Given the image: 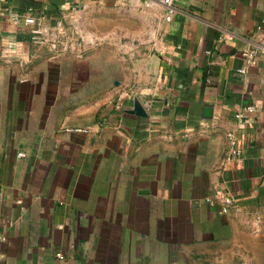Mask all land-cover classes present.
<instances>
[{
  "label": "crops",
  "instance_id": "1",
  "mask_svg": "<svg viewBox=\"0 0 264 264\" xmlns=\"http://www.w3.org/2000/svg\"><path fill=\"white\" fill-rule=\"evenodd\" d=\"M146 1L0 0V264H204L264 208V0H173L171 19ZM93 2L157 43L132 98L116 32H89L85 51L32 38ZM252 102L232 156L227 130ZM220 191L227 213L206 199Z\"/></svg>",
  "mask_w": 264,
  "mask_h": 264
},
{
  "label": "rangeland",
  "instance_id": "2",
  "mask_svg": "<svg viewBox=\"0 0 264 264\" xmlns=\"http://www.w3.org/2000/svg\"><path fill=\"white\" fill-rule=\"evenodd\" d=\"M124 19H127V15H124V12L119 8L105 9L102 4L93 2L68 17V22H66L57 46H53L49 39L41 44L50 50L80 49L85 51L91 47L95 40L89 32L102 33V31L108 30L116 32L114 36L108 38V41H110L112 49L126 47L127 69L132 72V83L127 91L132 98L136 93L134 85L140 81L139 69L135 68L139 64V59L142 58L144 61L147 57V70L150 71L152 61L148 56L157 52L158 48L156 42L133 39L130 35L133 33L134 26L130 22H126L127 25H125V22H122ZM111 21L115 24L110 26ZM120 29L121 32H119ZM149 29H147L148 36ZM124 33L127 35L125 36ZM65 45H67L66 48ZM201 259L204 264H264V208L250 211L248 221L246 219L243 221L236 235L228 241L209 246L201 255Z\"/></svg>",
  "mask_w": 264,
  "mask_h": 264
},
{
  "label": "built area",
  "instance_id": "3",
  "mask_svg": "<svg viewBox=\"0 0 264 264\" xmlns=\"http://www.w3.org/2000/svg\"><path fill=\"white\" fill-rule=\"evenodd\" d=\"M153 2L151 0H147V5H152ZM157 3H162L165 6V17L167 19H171L172 15L174 14L176 7L173 3V0H157ZM33 9H29L28 13L33 14ZM39 21L43 18V14L40 13L39 16L36 17ZM30 23V22H28ZM32 38L38 43H44L46 40H50L53 46H57L60 42L61 35L64 32V24L63 21H59L56 26L53 27V30H44L42 26H38L33 28L32 30ZM62 41V40H61ZM67 45L64 47L66 48ZM261 48H252V49H245L243 50V54L247 56V64L241 66L237 69L238 72H246L249 66L254 65L257 63V56L256 52L260 51ZM121 101L118 103V107H122ZM256 103H247L246 105L242 106L241 108L237 109L234 112L235 118V125L230 127L227 130V137L229 140V152L232 156L240 155L242 152V147L240 144V132L244 128L246 120L248 118L249 112L255 111ZM76 130H81L87 132L89 127H76ZM18 155L24 156L26 152L24 150L18 151ZM220 197L222 200L221 207L219 208L220 213H227L230 208L235 204V199L231 194L224 193L220 191V195L217 197L206 195L207 201L210 203H215L216 199ZM60 257H64L62 252H58Z\"/></svg>",
  "mask_w": 264,
  "mask_h": 264
},
{
  "label": "water",
  "instance_id": "4",
  "mask_svg": "<svg viewBox=\"0 0 264 264\" xmlns=\"http://www.w3.org/2000/svg\"><path fill=\"white\" fill-rule=\"evenodd\" d=\"M134 102H135L134 106L130 110L138 115H147V111L144 105L140 102V100L136 98ZM212 115H213V106L206 105L204 107V117H212Z\"/></svg>",
  "mask_w": 264,
  "mask_h": 264
}]
</instances>
